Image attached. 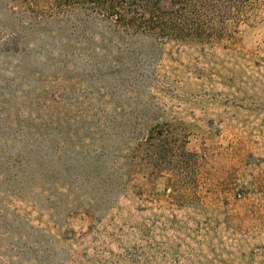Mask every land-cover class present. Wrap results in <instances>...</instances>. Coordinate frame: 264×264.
Listing matches in <instances>:
<instances>
[{
	"label": "rangeland",
	"instance_id": "374dc122",
	"mask_svg": "<svg viewBox=\"0 0 264 264\" xmlns=\"http://www.w3.org/2000/svg\"><path fill=\"white\" fill-rule=\"evenodd\" d=\"M212 41L0 0V264H264V0Z\"/></svg>",
	"mask_w": 264,
	"mask_h": 264
},
{
	"label": "trees",
	"instance_id": "16d2710c",
	"mask_svg": "<svg viewBox=\"0 0 264 264\" xmlns=\"http://www.w3.org/2000/svg\"><path fill=\"white\" fill-rule=\"evenodd\" d=\"M214 4L236 0H211ZM210 0H76L106 17L124 35H141L160 42L207 44L214 32L207 9ZM67 0H61L65 7Z\"/></svg>",
	"mask_w": 264,
	"mask_h": 264
}]
</instances>
